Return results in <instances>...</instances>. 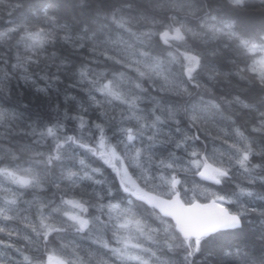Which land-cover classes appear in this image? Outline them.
Segmentation results:
<instances>
[{
	"label": "trees",
	"instance_id": "obj_1",
	"mask_svg": "<svg viewBox=\"0 0 264 264\" xmlns=\"http://www.w3.org/2000/svg\"><path fill=\"white\" fill-rule=\"evenodd\" d=\"M253 43L264 45V0H0V192L11 185L1 171L31 165L39 175L16 185L15 205L35 200L31 223L15 215L7 221L16 230L0 223V264H56L58 253L65 264H264V77L252 69ZM138 57L159 75L136 65ZM118 76L121 97L100 93ZM125 107L166 129L148 137L155 149L139 183L170 196L171 176L185 202L210 199L194 195L195 184L211 187L230 199L240 227L187 243L118 179L94 141L104 126L118 147ZM138 128L144 137L146 123ZM240 147L245 160L214 158ZM193 151L216 164L221 179L197 177L186 164ZM76 169L86 172L72 181L65 172ZM109 202L146 228L140 258H120ZM46 203L56 208L40 224ZM70 206L81 225L65 214ZM23 229L29 238L16 236Z\"/></svg>",
	"mask_w": 264,
	"mask_h": 264
},
{
	"label": "rangeland",
	"instance_id": "obj_2",
	"mask_svg": "<svg viewBox=\"0 0 264 264\" xmlns=\"http://www.w3.org/2000/svg\"><path fill=\"white\" fill-rule=\"evenodd\" d=\"M39 36V33L31 35L33 39H36ZM249 48L254 53L257 52V55H255L253 60L252 69L255 70L260 77H264V45L253 43L249 45ZM134 63L138 66H144V69L152 72L155 76L159 75L158 72H153V64H149L139 57L134 59ZM120 80H122V78L119 76L117 78H107V80H105L104 83L98 87V90H100V93L108 92L113 96L121 97L120 95L123 94V88L119 84ZM166 80L167 79H165L164 81ZM175 80L172 79V83L174 85L181 84V82ZM97 100H99V98H97ZM97 100L94 99V101ZM173 110V108H169V118L173 117ZM123 115L124 118L120 122L119 128H117L118 133L121 134L119 138H117L118 147L107 142V137L104 134V126L99 129V134L94 141V145H96L101 152L106 154L103 156L105 159L109 158L110 162L116 166V171L118 170L122 181L129 184L130 182L128 178L130 175H133L135 177L142 175L143 178L149 176V168L147 163L150 162L151 159H149V156L152 154V150H154L155 148H151L149 147V144H147V142L149 141L148 137L150 136V134H153L150 136V139L163 138L160 133L161 130L166 129L164 121H161L160 119L155 117L151 118L148 121L147 117H142L141 110L135 107H125ZM143 123H146L147 128H144L143 130L148 132H146V134H143L144 137H141V129L138 128V126L142 125ZM45 133L53 134L52 128H46ZM165 139L167 140L168 137H166ZM162 144L163 143H161V145ZM227 148L229 149V147ZM240 149L242 148L240 147ZM219 151L224 152L225 150L222 148L216 150L214 152V158L217 159L218 156L220 159H223L225 158V155L227 156L230 153L236 154L237 158H239L240 160H245L248 156L247 151L243 149L241 150V152L236 149L235 151L230 150L231 152L223 154H220ZM190 155L191 158L188 159L189 163L186 164L188 165L189 169H196V171L198 172L203 166L205 160L202 155L198 154V152H194ZM165 163L166 162H162V164ZM85 172V170L76 169L66 170L65 174L70 176L72 181H75L78 176H84ZM1 173H3V177L11 183L10 187H6L3 192H0V223L2 225L1 229L14 231L17 229V227L10 226V222H8L7 219L15 215V217L17 216L21 222L25 223L29 221L31 223V221L27 218V208L29 205L35 203V200L32 199L30 201H26L24 205H15L14 193H16L17 190L16 185L18 182H36V177H39V175L36 174L35 169H33V166L31 165L20 168H8L6 169V171H1ZM221 176V170H217L216 172H214V181H218L219 179H221ZM164 181L165 184H168L173 182L174 179L171 176H167V178H164ZM2 186L5 185L0 184V191L3 189ZM191 192H194V195L195 193H198L205 197L208 196L210 199L215 198L216 200H218L219 198H223L224 202L230 200L228 197L221 195L215 189L204 184H195L194 187L191 188ZM172 193H174V190L171 192V194ZM189 193L190 192H188V194ZM191 195H193V193H191ZM77 202L78 200L74 199L70 203L77 205ZM47 204L48 203L42 204L39 209L40 216L38 218V221L40 224H43L48 216H51V213L55 211L56 205ZM45 205H47V207H44ZM106 207L108 214L113 219L112 222L114 223V236L117 237L116 240L119 242V246L116 247V250L120 255V258H140L143 252L142 241H144V237L148 236V232L146 231V228L143 227V223L136 219L130 212V210H127L126 207H123L120 204L109 202L106 203ZM72 209L73 208L71 206L70 208H66L65 214L67 215V217L71 218L77 225H81V217L78 216V213L75 214L74 211L72 212ZM67 220L70 221L69 219ZM6 223L7 225H5ZM31 229L34 230L35 227H30V230ZM16 236H24L26 238H29L28 236L30 235L28 234V230L23 229L20 232L16 233ZM51 261H55L56 264H65L63 256H61L59 253L56 254V256L53 257Z\"/></svg>",
	"mask_w": 264,
	"mask_h": 264
},
{
	"label": "water",
	"instance_id": "obj_3",
	"mask_svg": "<svg viewBox=\"0 0 264 264\" xmlns=\"http://www.w3.org/2000/svg\"><path fill=\"white\" fill-rule=\"evenodd\" d=\"M215 171H217V166L206 160L196 174L201 180L211 183ZM117 177L120 179L118 170ZM128 179L137 190L133 194L148 206L156 209L163 217L169 218L187 243L192 238L201 239L217 231L238 228L242 224L240 214L232 212L223 198L218 200L211 198L206 201L196 199L185 202L176 180L173 182L174 193L166 197L149 192L133 175H130Z\"/></svg>",
	"mask_w": 264,
	"mask_h": 264
}]
</instances>
